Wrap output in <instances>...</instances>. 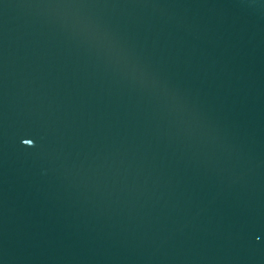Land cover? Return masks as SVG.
I'll return each instance as SVG.
<instances>
[{"label":"water","instance_id":"1","mask_svg":"<svg viewBox=\"0 0 264 264\" xmlns=\"http://www.w3.org/2000/svg\"><path fill=\"white\" fill-rule=\"evenodd\" d=\"M0 264H264V0H0Z\"/></svg>","mask_w":264,"mask_h":264}]
</instances>
